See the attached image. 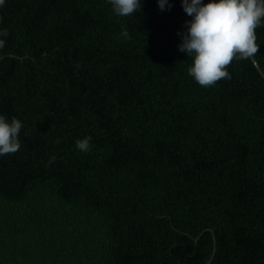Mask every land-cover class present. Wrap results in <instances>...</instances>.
<instances>
[{
  "label": "trees",
  "instance_id": "16d2710c",
  "mask_svg": "<svg viewBox=\"0 0 264 264\" xmlns=\"http://www.w3.org/2000/svg\"><path fill=\"white\" fill-rule=\"evenodd\" d=\"M169 3L0 6V115L23 123L0 156V264H264V76L237 59L198 85Z\"/></svg>",
  "mask_w": 264,
  "mask_h": 264
},
{
  "label": "clouds",
  "instance_id": "9594fccd",
  "mask_svg": "<svg viewBox=\"0 0 264 264\" xmlns=\"http://www.w3.org/2000/svg\"><path fill=\"white\" fill-rule=\"evenodd\" d=\"M161 10L169 0H157ZM112 11L120 17L131 16L141 11V0H108ZM185 13L192 17L185 22L186 32L178 50L191 57L188 74L201 87H213L221 79H231L227 71L234 60H249L259 53L256 29L264 26V0H181ZM5 0H0V6ZM7 30L0 31L6 37ZM121 35L129 39L127 29ZM5 47V40L0 39V49ZM22 121L12 117L9 121L0 115V156L19 151L21 143L19 133ZM91 137L76 140V147L82 152L90 151ZM53 155L49 165L55 162Z\"/></svg>",
  "mask_w": 264,
  "mask_h": 264
},
{
  "label": "water",
  "instance_id": "95a60500",
  "mask_svg": "<svg viewBox=\"0 0 264 264\" xmlns=\"http://www.w3.org/2000/svg\"><path fill=\"white\" fill-rule=\"evenodd\" d=\"M252 60L254 61V63L256 64V66L259 68L261 74L264 76V72L263 70L260 68L259 64L257 63L256 59L252 58Z\"/></svg>",
  "mask_w": 264,
  "mask_h": 264
}]
</instances>
